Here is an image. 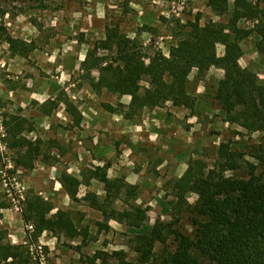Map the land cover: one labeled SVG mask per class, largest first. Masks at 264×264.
<instances>
[{
	"label": "rangeland",
	"instance_id": "obj_1",
	"mask_svg": "<svg viewBox=\"0 0 264 264\" xmlns=\"http://www.w3.org/2000/svg\"><path fill=\"white\" fill-rule=\"evenodd\" d=\"M198 15L201 25L229 21V15H217L207 0H0V107L6 130L11 116L27 118V126L34 129L24 134L31 140H40L42 150L34 168L28 170L16 164L19 150L7 146L5 158L0 154V169L13 162L23 170L20 179L25 195L34 190L45 194L46 199L54 198L53 202H65L60 194H53L56 182L63 187L66 175L85 179L83 173L88 169L108 165L109 177L129 178L137 182L133 184L140 185L136 203L149 208V219L143 228H131L111 220L110 230H100L98 223L106 220L83 199L89 191L101 198L105 196L104 184L93 179L89 185L79 186V202L68 194L66 198V202L74 203L65 210L71 212L79 228L90 232L86 241L82 236L70 239L49 231L39 240H32L33 231L22 214L11 209L5 211L1 220L10 242L27 247L41 243L46 251L45 264H87V257L99 250H123L128 260L140 264L130 240L137 233L150 232L159 219L173 220L176 200L173 184L184 174L190 160L204 159L213 166L219 145L227 142L245 156L237 175L247 176L250 163L258 166L256 156L264 148V132H250L226 120L216 100L219 83L224 78L223 69L212 67L203 74L197 69L192 71L188 88L196 99L193 108L167 102L161 107L145 109L131 119L105 108L106 104L128 105L131 97L107 90L97 94L82 69L88 50L105 38L106 24L119 23L121 30L138 38L148 61L157 51L170 56L171 48L190 30ZM239 25L252 28L253 22L242 19ZM9 36L24 43L27 55L10 48ZM258 40L254 32L241 42L244 53L240 63L264 81V53L257 49ZM217 51L222 56L224 45L218 44ZM99 54L109 53L100 50ZM92 76L98 78L99 71L94 69ZM63 92L79 110L82 107L80 124L74 122L68 111L66 116L58 114L61 107L62 110L66 107L64 103L53 110L52 117H46L44 107L52 105L44 103L61 98ZM28 180L33 181L32 187ZM0 194L7 200L1 178ZM188 200L193 204L197 196L189 193ZM115 205L119 209L125 207L121 200ZM7 206L10 207L8 202ZM189 216L190 212L181 221L188 232L192 230L186 225ZM175 247L171 237L166 245L158 242L156 252L162 256ZM112 262L118 264L117 259ZM30 264L41 263L32 258ZM204 264L217 263L206 260Z\"/></svg>",
	"mask_w": 264,
	"mask_h": 264
},
{
	"label": "trees",
	"instance_id": "obj_2",
	"mask_svg": "<svg viewBox=\"0 0 264 264\" xmlns=\"http://www.w3.org/2000/svg\"><path fill=\"white\" fill-rule=\"evenodd\" d=\"M208 6L217 15H229L228 23L210 22L200 24V15L166 56L155 52L147 61L138 38L130 37L121 30L119 23L106 24L105 38L88 50L82 62V69L91 81L97 94L107 90L110 93L131 97L128 105L106 104L105 108L127 119L140 114L145 109L161 107L167 102L175 106L193 108L195 97L188 88L189 76L194 69L199 74L212 67L224 70L216 100L226 114L229 123L237 124L250 132H264V81L257 73L241 65L243 56L241 42L256 32L259 36L257 49L264 53V0H207ZM242 19L253 22L252 28L239 25ZM10 48L27 55L24 43L9 36ZM218 44L225 47L224 54L218 55ZM104 50L109 54L100 55ZM99 71L98 78L92 71ZM61 98L50 99L44 105V113L50 115L61 103L80 124L83 114L78 105L63 92ZM27 118L11 116L7 121L9 148L19 150L18 166L31 170L34 162L42 154L40 140H31L24 132L32 131L27 126ZM256 158L258 166L250 163L247 176L236 173L243 167L244 153L233 149L227 142L218 147L213 166L204 159H192L182 176L174 181L176 200L173 202L170 222L157 220L150 232L137 233L130 242L138 255L140 264H264V148ZM109 166H94L83 173L85 179L66 175L62 181L67 194L79 202L77 191L80 185H89L95 179L104 184L105 196L89 191L83 198L90 206L99 210L106 222H99L100 230H110L109 222L115 220L131 228H143L149 219V208L137 204L139 184H133L124 177L111 178ZM232 171L233 174H228ZM197 196L190 204L188 194ZM125 203L123 209L116 202ZM7 200L0 194V263L30 264L32 257L29 247L13 244L8 240L9 232L1 225L3 209ZM56 209L53 201L41 193L29 190L23 203L22 217L25 223L34 226L32 240H39L44 232L70 239L89 236L87 228H79L69 210ZM184 230L181 221L189 214ZM173 237L174 250L162 256L156 252L157 243L166 245ZM134 264L126 258L123 250L112 252L99 250L88 256L87 264Z\"/></svg>",
	"mask_w": 264,
	"mask_h": 264
},
{
	"label": "built area",
	"instance_id": "obj_3",
	"mask_svg": "<svg viewBox=\"0 0 264 264\" xmlns=\"http://www.w3.org/2000/svg\"><path fill=\"white\" fill-rule=\"evenodd\" d=\"M6 136V125L3 118L2 109L0 107V154L3 156V158H5V153L8 150L7 144L4 141ZM22 172V168H16V166L11 161H9L4 167L0 169L2 186L7 198V202L10 205L8 208L14 209L20 214H22L23 203L26 197L20 179V174ZM27 227L31 231H34V226L32 224H27ZM29 249L32 258L36 259L41 264H45L46 251L45 247L41 243L32 244L29 246Z\"/></svg>",
	"mask_w": 264,
	"mask_h": 264
},
{
	"label": "crops",
	"instance_id": "obj_4",
	"mask_svg": "<svg viewBox=\"0 0 264 264\" xmlns=\"http://www.w3.org/2000/svg\"><path fill=\"white\" fill-rule=\"evenodd\" d=\"M65 72H67L66 70H65ZM175 107V106H174ZM81 109V111L82 112H84L83 110H82V107H80ZM176 108H178V107H176ZM64 113H65V116L66 115H69L68 114V112H67V109H66V107L62 110V107L59 109V112H58V114H61V115H64ZM46 115V117H52L51 115H48V114H45ZM113 115V114H112ZM58 116V115H57ZM114 116H116L115 114H114ZM118 117H121V118H123L122 116H120V115H117ZM60 117V118H59ZM57 118V117H56ZM58 118L60 119V121L61 122H63L64 121V119L61 117V116H58ZM57 118V119H58ZM54 119V118H53ZM68 119H70V121L71 122H73L72 121V118H71V116H68ZM52 170H49V173L51 172ZM34 174V173H33ZM35 175V174H34ZM127 180L128 181H130V179L129 178H127ZM50 181V180H49ZM131 183H137V182H133V181H130ZM28 185H29V187H32V185H33V181H29L28 180ZM53 191H55L53 194H60L61 196H62V200H64V198H65V202L63 201V202H53L54 204H55V206H56V209H58V208H62V209H66V208H69V206L72 204V203H74V202H66L67 200H66V198H67V192L65 191V189L61 186V183H59V182H56V184L54 185V187H53ZM44 195V197H46L45 196V194H43ZM66 195V196H65ZM48 199H49V196L47 197ZM70 199V198H69ZM52 201H55V199L54 198H52ZM8 210H11L10 208H7V209H4L3 210V214H5V211H8ZM8 222H10L11 223V219H9L8 220ZM3 223H4V220H3Z\"/></svg>",
	"mask_w": 264,
	"mask_h": 264
},
{
	"label": "clouds",
	"instance_id": "obj_5",
	"mask_svg": "<svg viewBox=\"0 0 264 264\" xmlns=\"http://www.w3.org/2000/svg\"><path fill=\"white\" fill-rule=\"evenodd\" d=\"M101 15H102V13H101Z\"/></svg>",
	"mask_w": 264,
	"mask_h": 264
}]
</instances>
